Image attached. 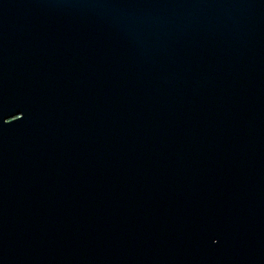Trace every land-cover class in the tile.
Segmentation results:
<instances>
[{
    "label": "water",
    "instance_id": "water-1",
    "mask_svg": "<svg viewBox=\"0 0 264 264\" xmlns=\"http://www.w3.org/2000/svg\"><path fill=\"white\" fill-rule=\"evenodd\" d=\"M0 264H264V0H0Z\"/></svg>",
    "mask_w": 264,
    "mask_h": 264
}]
</instances>
